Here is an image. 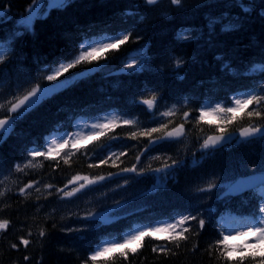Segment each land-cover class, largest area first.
I'll return each mask as SVG.
<instances>
[{
	"label": "trees",
	"instance_id": "trees-1",
	"mask_svg": "<svg viewBox=\"0 0 264 264\" xmlns=\"http://www.w3.org/2000/svg\"><path fill=\"white\" fill-rule=\"evenodd\" d=\"M35 1H0L4 10L0 40L8 42L0 61V119L15 116L9 112L11 104L32 87L56 83L46 79L50 66L74 59L86 39L129 35V40L118 49L104 50L98 61L82 62L58 77L67 83L27 106L0 143V192L4 193L0 220L8 221L0 231V264H85L104 239L121 237L136 222L178 213L197 217L185 225H191L189 238L179 247L156 233L128 244L125 250L137 248V243L142 246L135 253L129 251L127 258L119 256L118 248L108 254L110 259L98 258L97 264H229L215 246L224 228L233 224L223 216L227 210L234 216L250 215L258 211L261 200L255 194L220 199L219 191L248 167L264 169V137L212 151H204L202 145L208 134L221 128L264 123V116H247L254 109L264 112V102L236 112L237 119L227 124L218 117L200 120L199 109L208 98L229 105L239 91L258 88L264 96V70L253 69L264 65V0H216L188 9L147 0H68L45 9L31 29L20 27L19 19ZM228 20L233 27L223 29ZM183 29L189 35L181 39L177 32ZM133 57L136 66L127 68ZM124 66L125 72H115ZM152 96L156 103L148 108L143 101ZM172 105L171 115H160ZM110 110L121 118L91 143L76 149L69 145L59 155L29 156L33 148L45 152L54 133L73 131L79 117L92 118ZM123 117L133 123L125 125ZM181 124L185 136L168 139L165 133ZM161 125L167 127L140 135ZM29 160L36 166L24 167ZM17 164L23 171L16 170ZM133 165L138 174L121 188L145 189L133 199L140 207L130 214L101 220L89 215L91 208L86 205L67 204L76 202V197L58 191L67 190L75 175H108ZM30 181L37 183L20 193ZM49 184L51 188L44 187ZM209 184L216 187L206 190ZM199 219L206 222L203 229ZM41 229L46 233L43 237ZM21 237L30 241L27 247ZM154 246L170 251L154 252Z\"/></svg>",
	"mask_w": 264,
	"mask_h": 264
},
{
	"label": "snow or ice",
	"instance_id": "snow-or-ice-1",
	"mask_svg": "<svg viewBox=\"0 0 264 264\" xmlns=\"http://www.w3.org/2000/svg\"><path fill=\"white\" fill-rule=\"evenodd\" d=\"M148 3L154 4L157 2V0H147ZM181 0H172V3L174 4H180ZM4 13L2 10H0V14ZM112 42L109 43H95L88 44L87 48L85 49L84 45H81V50L78 55L75 56L74 59L67 63H61L58 67L50 69V74L47 75L46 79L48 81H58V77H61L64 73L68 72V70L74 68L76 65L85 62V63H92L93 61H98L99 59L103 58L105 55L106 49H118L120 45L124 44L126 41L129 40V35H117L115 37L110 38ZM3 55H0V61L3 60ZM137 60L132 59L131 63H129L126 67L127 68H133L136 66ZM260 68L264 70V65H261ZM68 79V78H65ZM55 85H45L41 86L37 84L36 86L32 87L30 91H28L25 95L16 98L15 102L11 104V107L9 109V112L16 113L15 116H5L3 119H0V143H3L4 140H6L7 136L11 133L14 127L13 121L16 120V117L20 115L21 112H24L29 105L30 102L37 100L41 95H44L46 93L47 88L54 87ZM261 91H264V89H261ZM261 102H264V96H258L255 94H247L245 98H237L234 99V107H222L220 103H217L215 105V108H204L201 107L200 109V116L199 119L203 120L206 116L212 115L219 118V121L221 123L227 124L232 121H235L237 119L235 113L237 111L243 112L245 109L248 108L251 104H260ZM144 104L148 106V108H152L154 104L156 103V97L152 96L150 99H145L143 101ZM230 103H232L230 101ZM0 107H3V105H0ZM163 115L168 116L171 115V112H166ZM189 114L186 112L184 113V116L187 117ZM248 117H261L264 116V112H261L259 110H252L247 112ZM123 123L125 125H131L133 121L131 120H124ZM115 126V122L112 120H109L107 123L100 124V125H94V128H99L100 131L96 133H90L89 135H94L97 139L99 136L105 135V129L111 128ZM166 125H161L160 128H152L150 130H147L145 132L140 133V135H148L150 136L153 132H158L161 129L166 128ZM262 130H264V125L261 126H252L249 125L247 127H241L239 129V134L241 137H250L257 133H261ZM184 131L183 124L179 125L177 128H174L170 132H166L165 135L167 137H178L180 136ZM133 137L136 136V133L131 134ZM228 137V133L225 128L220 129L219 135H212L208 136L207 139L204 140L203 147L207 148L209 146H214L218 142L224 141L225 138ZM88 140L89 143H91V140L88 139L86 136L78 135L74 139H63L60 140L52 139L50 144L48 145L47 151L41 153L36 150H32L29 152V156L35 158L38 156H50L53 152H55L57 155H59L60 150L68 147L71 145L73 149H76L77 146L80 144L83 140ZM137 160H139V157H137ZM65 163H67V159L65 160ZM100 163H106V161H101ZM176 162L173 161V164ZM31 160L27 162V164L24 167H35ZM17 171H23V167L20 164H17L16 166ZM165 168L170 167L169 165H165ZM135 167L131 169H123L122 171H135ZM156 171H161V169H157ZM109 175H112V173H109ZM105 177L103 176H97L90 178L89 176H81V175H75L71 178V180L68 181L69 184H73L74 182L83 181V183L79 184V187H74L71 189V191H67L64 189H58V191L63 192L64 197H71L75 195L78 191L83 189L86 185H90L93 183H96L97 181L103 180ZM244 182V179L237 180L234 183L241 184ZM37 183L36 181H30L28 184H26L24 187L20 188V193L24 194L25 190L28 188L33 187V185ZM45 188H51L52 185H45ZM213 187H216L215 184H209L207 186L206 190H211ZM65 188H67V185H65ZM39 191V188L36 189ZM256 192L259 199L261 200V203L259 205L258 212L251 213L248 217L237 219L233 218V224L230 228H224V231L220 233L221 239H218L215 241V246L217 250L219 251L222 258L229 261V264H232L233 261L236 262V264H244L245 261L250 260L253 262V264H264V183L261 185L254 187L252 189ZM4 193L0 192V196H3ZM91 215V214H89ZM197 217L192 215H180L178 219L174 220V222L171 223H157L155 226L152 227H146L141 230H135L131 231L125 236H123L120 241L117 240H108L107 242H102L100 245H98L90 254L88 257V260L85 261V264H88V261H91V264H97V260L100 257H104L105 259H110L111 257L108 256V254H115L116 250L120 248L119 256L127 258L128 252L135 253L138 248H140L142 245L141 243H137V248H133L130 250H125L126 246L132 242V241H143L145 237H155L156 233H163L165 235V239L167 241L174 242L177 247H179L181 241H186L189 237L186 235V233H189L191 225L185 226L187 222L196 220ZM205 220L199 219L198 225L200 229H203L205 226ZM8 225L7 220H0V229H5ZM227 233V234H225ZM45 231L43 229L40 230L39 235L43 237L45 235ZM248 234L249 239L244 240L240 243H232V236H244ZM21 243L27 247L30 243L28 239H24L23 237L20 238ZM121 244L124 246L121 247ZM13 248H16L17 245L13 244ZM211 247V246H210ZM153 251H160V252H167L170 251L166 247H153ZM29 259L27 256L25 257V260Z\"/></svg>",
	"mask_w": 264,
	"mask_h": 264
},
{
	"label": "rangeland",
	"instance_id": "rangeland-1",
	"mask_svg": "<svg viewBox=\"0 0 264 264\" xmlns=\"http://www.w3.org/2000/svg\"><path fill=\"white\" fill-rule=\"evenodd\" d=\"M54 1L56 3L62 2V0H54ZM169 1L172 2V0H169ZM213 1H216V0H181L180 4H178V5L176 4V5L178 7H182V8H189L191 6H197V5H200V4H204V3H207V2H213ZM39 3H41V4H38V3L34 4L29 9L27 14L22 18V22L31 25L33 19L36 16H38L39 14H43L44 11L42 10V8L45 6V4H46L45 8H47V7H49L51 5V1H48V2L46 1L45 2L44 0H42ZM109 42H112V40L108 36H103V37H98L96 39L87 40L85 42V46H87L90 43L93 44V46H94L95 43H109ZM3 51H4V49L0 48V55H2ZM63 63H67V62H63ZM58 66H54L53 68H56ZM65 83H67V82L54 83L55 86L47 88L45 94L50 93L53 89L57 88L58 86L64 85ZM48 85H52V84H48ZM237 98H241V99L245 98V95L241 94V95L237 96L236 99ZM37 100H34V101L30 102L29 105L33 104ZM209 107L214 108V105L212 106L210 103H207L205 105V108H209ZM232 107H234V105ZM116 116L117 115L115 113L110 112V113H107V114L97 118L94 121L93 120L89 121V123L79 122V124L77 125V133H75L73 139L76 136H78V135H82V136H86V137L90 138L91 136L89 134L93 133L95 131V129H96V128L93 127L94 125L104 124V123H107L109 120L114 121L116 119ZM211 116L212 115H209L207 117H211ZM86 119L87 118L81 117L79 119V121H83V120H86ZM54 138H55V135L50 137L49 138V142H51V140L54 139ZM61 138H63V136L56 137L57 140H60ZM63 139H65V137ZM83 141H81V142H83ZM109 180H111V179L105 177V179L97 181L96 183H93V184H90V185H86L83 189H81L80 191L75 193V195H73V196L78 197V199H80L81 198L80 194H82L84 191H86L87 194H88V196L86 195L87 196L86 202H87L88 206L85 207V208H92V215L98 216L101 219H106L108 217L113 216L114 214H120V213H123L124 211L130 210L131 206L128 205V201L125 200V199L129 195L132 196V195L136 194V191L132 192V193L131 192L129 193L127 190H123V192H120V193H112V194L105 195L103 197L98 198V196H99L98 194H100V192H103L107 188L113 187L114 185L119 183V181L113 182V184L109 185L108 187H104V186L101 185V184H103V183H105L106 181H109ZM80 183H83V181L74 182L72 184V187L68 191H71V189L74 188V187H79ZM84 201H80V202L82 203ZM159 223H171V222H159ZM144 228H146V227H144V226L142 227L141 226V227L136 228V229H134L132 231L141 230V229H144ZM1 230L2 229H0V231ZM246 235H248V234H246ZM238 237H241V236L233 235L232 239H236ZM108 240H116V239L112 238V239H108ZM108 240H106L105 242H107Z\"/></svg>",
	"mask_w": 264,
	"mask_h": 264
},
{
	"label": "water",
	"instance_id": "water-1",
	"mask_svg": "<svg viewBox=\"0 0 264 264\" xmlns=\"http://www.w3.org/2000/svg\"><path fill=\"white\" fill-rule=\"evenodd\" d=\"M261 133H264V130H262V132ZM261 133H257V134H261ZM225 141V140H224ZM223 141H221V142H218L217 144H220V143H222Z\"/></svg>",
	"mask_w": 264,
	"mask_h": 264
}]
</instances>
